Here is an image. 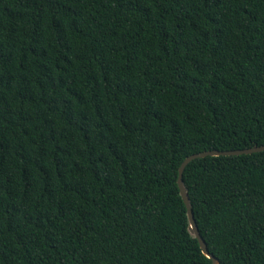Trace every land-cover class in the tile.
Returning a JSON list of instances; mask_svg holds the SVG:
<instances>
[{
    "label": "trees",
    "instance_id": "1",
    "mask_svg": "<svg viewBox=\"0 0 264 264\" xmlns=\"http://www.w3.org/2000/svg\"><path fill=\"white\" fill-rule=\"evenodd\" d=\"M264 145V0H0V264H212L191 154ZM220 264H264V150L192 160Z\"/></svg>",
    "mask_w": 264,
    "mask_h": 264
},
{
    "label": "water",
    "instance_id": "2",
    "mask_svg": "<svg viewBox=\"0 0 264 264\" xmlns=\"http://www.w3.org/2000/svg\"><path fill=\"white\" fill-rule=\"evenodd\" d=\"M263 150H264V145H256L253 147L243 148V149H230V150L213 149V150L201 151V152L194 153L186 157L179 168L178 185L180 188L182 198L187 207V214H188V219H189V230L191 234H193L198 239V242L200 244V247L203 253L206 256H208L210 259H212V264H220V260L209 250L208 244L200 232L198 223L196 221V218H195V215L192 209V204H191L190 196L188 193V188L184 184V180H183V173L185 171V168L192 160L197 159V158H203L206 156H219V155L250 154V153H255V152H259Z\"/></svg>",
    "mask_w": 264,
    "mask_h": 264
}]
</instances>
